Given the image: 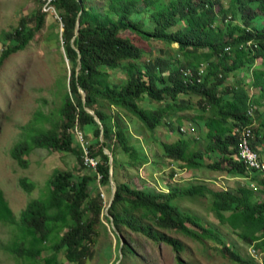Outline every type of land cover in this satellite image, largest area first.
Wrapping results in <instances>:
<instances>
[{"label":"trees","instance_id":"obj_1","mask_svg":"<svg viewBox=\"0 0 264 264\" xmlns=\"http://www.w3.org/2000/svg\"><path fill=\"white\" fill-rule=\"evenodd\" d=\"M92 1L52 0L62 23L60 35L69 65L67 89L56 118L53 113L36 118L51 121L50 127L35 131L10 150L23 168L25 156L44 148L73 153L82 169L78 167V174L54 169L46 195L29 200L18 218L0 190V222L17 229V240L6 248L27 264L38 259L42 264H60V252L68 264H83L105 209L102 218L114 226L116 237L128 229L162 241L175 252L179 264L183 243L161 230H173L202 244L211 240L216 250L237 264H264V253L261 261L243 257L216 228L203 225L199 216L175 204L182 197L207 198L220 224L264 252V172L248 169L237 146L245 128L253 131V149L264 146V110L258 111L264 106V0H100V6ZM44 14L34 15L32 26L21 18L18 26L4 32L0 66L8 54L27 46L43 24ZM125 33L146 42L160 41L169 53L162 55L159 49L160 55L144 58V50ZM115 71L122 73L121 79H113ZM238 73L243 76L230 81ZM252 89H257L254 96ZM191 95L197 97L195 118L203 125V142L191 145L186 137L171 142L159 139L155 133L160 126L179 129L177 113L193 108L187 98ZM144 101L155 105L144 106ZM127 117L135 118L137 127L157 142L171 176L204 168L236 180L244 177L247 182L235 189L215 180L216 187L200 180L168 185L167 191L132 187L120 178V170L144 164L147 158L129 138L132 128ZM85 157L92 158L95 166ZM258 157L264 162V155ZM110 176L114 192L105 205L100 191L90 192L89 183L97 180L111 192ZM18 183L26 192L34 187L26 177ZM119 249L133 251L126 244Z\"/></svg>","mask_w":264,"mask_h":264},{"label":"rangeland","instance_id":"obj_2","mask_svg":"<svg viewBox=\"0 0 264 264\" xmlns=\"http://www.w3.org/2000/svg\"><path fill=\"white\" fill-rule=\"evenodd\" d=\"M46 1L0 0V52L6 44V40L3 38L4 32L18 26L21 18L27 20V26L34 25V15L46 9L43 12L45 13L43 24L27 46L23 50L8 54L0 66V190L16 218L19 217L29 200L46 195L47 180L54 169L78 174L81 168L75 155L70 152H51L44 148H35L24 157L27 160L25 168L20 167L10 155V150L16 143L28 139L41 128L50 127L51 121L37 120L36 118L40 114L48 116L51 113L56 118L62 95L67 89L66 75L69 72V65L64 55L63 40L60 35L62 23L59 19V11L53 5L50 9L46 8ZM160 1L165 2L167 0ZM92 2L98 6L101 5L100 0ZM138 4L140 5L142 2ZM125 35L144 50V58L160 55L159 49H163L162 55L167 56L169 53V47L164 48V44L160 41L146 42L139 40L137 36L130 33H125ZM171 47H176V45L173 44ZM258 61L257 59L255 63L258 64ZM242 76V73H238L232 76L230 81ZM112 77L114 80H119L122 78V73L115 71ZM245 79L248 81L249 75ZM256 90H251L252 96L255 95ZM183 97L185 98V96ZM187 98L194 105L192 109L177 113L181 119L179 129L175 128L174 131H170L168 127L160 126L155 133L159 139L171 142L179 137H186L190 139L191 145L203 142L200 136L203 125L200 126L197 123L200 121L195 118L199 110L196 106L197 97L191 95ZM143 105L152 107L155 103L144 101ZM263 110L264 106L258 108V111L262 112ZM254 115V126H256L258 123L256 121L257 112ZM127 120L129 127L132 128L129 132V138L139 145L140 151L147 158L144 164L120 170V178L132 187L167 191L168 185L182 186L199 180L206 181L216 187L217 184L213 182L215 180L226 189H235L247 182V180H236L230 178L231 175H220L216 171L204 168L193 170L192 173L184 171L177 176H171L166 160L161 157L157 142L150 137L145 129L137 127L138 123L135 118L127 117ZM193 139L198 140V142H194ZM258 147L259 155H264V146L259 144ZM124 157V154L118 155L120 160L126 161V157ZM87 169L89 168L86 167L85 171ZM21 177H26L33 182L34 187L30 192L24 191L19 186L18 180ZM110 181L111 192L100 185L97 180L89 183L90 192L94 194L100 191L105 205L111 199L114 189V182L112 179ZM209 203L207 198L202 197H182L175 200V204L183 211L199 216L203 225L216 228L222 240L232 244L243 257H251L255 260L262 258L264 252L261 249L253 244L244 243L227 225L218 222L209 208ZM105 212L103 209L101 223L95 227L96 234L94 235V243L91 245V252L83 264H179L175 252L162 241H154L142 233L128 229H125L124 235L118 233L119 237H116L111 230V228L115 229L114 226L106 223L105 219L102 218V214ZM187 225L195 229L193 225L188 223ZM161 231L183 243L184 247L180 252L182 264H237L216 250L211 240L206 239L205 243L202 244L173 230ZM16 233L17 229L14 226L0 222V264H27L26 260L6 248L17 240ZM119 244H126L133 251L123 253L119 249ZM252 246L256 250L255 256L249 253ZM49 252L51 251H47L44 255L49 254ZM58 259L60 264H68L62 252L58 254ZM42 263L43 261L38 259L35 264Z\"/></svg>","mask_w":264,"mask_h":264},{"label":"built area","instance_id":"obj_3","mask_svg":"<svg viewBox=\"0 0 264 264\" xmlns=\"http://www.w3.org/2000/svg\"><path fill=\"white\" fill-rule=\"evenodd\" d=\"M51 6H52V0H47L45 7L50 9ZM45 11L46 9L43 10V12ZM77 133L79 138L81 139L80 132ZM251 137H252V132L250 128H245L241 131L239 137V143H238L239 158L246 165L248 169L250 170L254 169L264 172V163L258 159L257 152H255L250 146L249 138ZM85 162L89 163L92 166H95V161L92 158L85 157ZM255 253L256 250L253 247H251L250 254L252 256H255Z\"/></svg>","mask_w":264,"mask_h":264},{"label":"clouds","instance_id":"obj_4","mask_svg":"<svg viewBox=\"0 0 264 264\" xmlns=\"http://www.w3.org/2000/svg\"><path fill=\"white\" fill-rule=\"evenodd\" d=\"M250 42H247L246 44H249ZM252 132V137L251 138H249V141H251V139L253 138V136H254V134H253V131H251ZM238 146V145H237ZM251 146V145H250ZM252 148V147H251ZM253 149V148H252ZM255 152H257L255 149H253ZM257 156H258V152H257ZM258 159H259V157H258ZM262 162V161H261ZM264 163V162H263ZM245 165V164H244ZM182 172V171H181ZM184 172V171H183ZM175 176H177V175H175ZM238 179H240V180H245V178L244 177H240V178H238ZM253 183V182H252ZM251 183V184H252ZM255 187H256V184H255ZM253 247V246H252ZM254 248V247H253ZM249 253H250V249H249ZM251 255V254H250ZM258 261H261V258L258 260Z\"/></svg>","mask_w":264,"mask_h":264},{"label":"water","instance_id":"obj_5","mask_svg":"<svg viewBox=\"0 0 264 264\" xmlns=\"http://www.w3.org/2000/svg\"><path fill=\"white\" fill-rule=\"evenodd\" d=\"M88 112H89L90 114H93V112H92L91 110H88ZM104 152H105V153H108L106 150H104ZM111 161H112V158L110 157L109 162L111 163ZM110 175H111V170H110ZM110 178H111V176H110ZM112 191L114 192V189H113Z\"/></svg>","mask_w":264,"mask_h":264}]
</instances>
